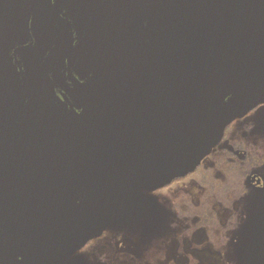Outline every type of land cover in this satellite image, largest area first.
<instances>
[{
	"label": "rangeland",
	"instance_id": "374dc122",
	"mask_svg": "<svg viewBox=\"0 0 264 264\" xmlns=\"http://www.w3.org/2000/svg\"><path fill=\"white\" fill-rule=\"evenodd\" d=\"M249 1L210 0L196 17V34L191 35L189 29L192 20L182 30L183 36L159 35L155 40L167 43L179 36L181 43L169 48L187 59L220 47L239 66L250 65L244 78L263 76L264 0ZM24 22L11 11L0 9V26L24 27ZM205 35L218 37L221 44ZM24 75L32 103H38L42 115L45 106V112L51 113L44 83L35 82L33 76L30 80L26 71ZM12 83L24 98L20 77ZM128 84L134 91L122 87L125 80L110 77L107 94L114 104L128 100L132 111L123 118L139 155L137 188L130 192L116 222L88 239L64 264H264V82L247 91L244 101L253 103L252 109L226 119L218 140L213 138L218 127L196 132L185 155L181 146L189 119L178 115L173 105L179 87L157 78L149 84L148 95H142V85L135 84L136 89L133 83ZM33 136L35 149L33 154L32 149L29 152L27 168L32 174L37 171L32 160L37 153L42 159L40 171L46 177L42 181L47 184L28 195L24 245L58 216L92 170L89 149L77 130L40 123ZM99 141L102 169L111 171L117 161L116 143L109 134ZM2 142L0 131V155ZM68 151L70 164L60 159ZM7 193L14 205L4 193L0 210L12 214L13 224L20 197L11 195L9 187ZM9 247L2 248L7 251Z\"/></svg>",
	"mask_w": 264,
	"mask_h": 264
},
{
	"label": "flooded vegetation",
	"instance_id": "af4514ba",
	"mask_svg": "<svg viewBox=\"0 0 264 264\" xmlns=\"http://www.w3.org/2000/svg\"><path fill=\"white\" fill-rule=\"evenodd\" d=\"M118 0H3L4 7L10 11L18 13L20 18H24V27H19L20 35L15 39L5 41L2 50V61H0V70L4 78L12 79L20 73V68L14 61V52L17 48H22L19 52L18 61L21 64V70L29 74V79L33 76L36 80L46 82L50 81L53 89V97L50 95L52 111L49 112V118L42 120L41 113L37 111V104L32 103L30 95L28 119H23L21 124L22 132H34L40 127V123L46 127L55 126L70 130H77L82 134L80 119L88 130L92 140L97 146L100 156V139H106L109 134L113 140V128L107 117L99 111L89 101H85L80 96V91L76 82L87 88L97 99L104 102L122 118L123 114L132 112L127 103L128 100H116L115 104L110 100L107 94V79L113 76L125 80L124 89H132L128 82L140 84L142 95H148L149 87L154 79L174 80L180 84H185L187 77L184 76L182 69L186 67H199L205 63L220 61L217 52L200 54L196 61H189L185 57L180 58L171 49L169 43H161L155 40L157 29L170 24H177L186 21L187 17L194 11L196 6L189 3L176 4L161 10V14H151L136 18L132 23L126 26L117 34L108 31L112 20L116 14L115 6ZM52 9H54L66 22L69 31L70 42V61L67 56H57L54 61L46 63L47 55L54 48L59 24ZM113 33V34H112ZM111 35H115L110 38ZM159 35H165L161 33ZM158 35V36H159ZM8 44H11L10 46ZM14 44V45H13ZM158 53L161 56L153 61L152 55ZM224 60V59H223ZM224 62V61H223ZM46 73L47 79L44 77ZM238 79V77H236ZM48 85V84H47ZM132 85V84H131ZM1 96L2 114L1 133L5 137L7 130L13 128L10 125V115L14 116L15 121L24 114L28 103L19 96L11 98L16 91L12 86ZM125 89V90H126ZM232 95L226 99L228 112L233 110ZM117 104V105H116ZM128 112V113H127ZM20 113V115H18ZM18 115V116H17ZM26 116V115H25ZM80 117V118H79ZM127 125V124H126ZM128 128V126H127ZM83 136V134H82ZM15 140L22 172L27 179L26 154L21 147L25 143L26 137L22 134ZM21 140V142H20ZM83 142L90 151L89 161L92 165L91 176L85 181L83 187L77 193H93L94 190H100L101 184L105 182L111 171H103L101 168V179L97 186L88 187V184L94 177V158L92 151L83 136ZM8 147V142H4ZM101 159V158H100ZM14 160L9 156L7 158V171L3 172L6 176L5 192L7 193L10 182L9 170ZM15 164H13L14 167ZM101 165V163H100ZM16 166V165H15ZM14 167V177H17ZM28 173L30 179L34 182L31 192L36 193L41 186L35 174ZM37 175V174H36ZM8 182V184H7ZM7 184V185H6ZM10 193H22L20 186L14 183L10 184ZM85 195V194H84ZM3 213V214H2ZM8 213L0 210V264L7 257V251L2 248L4 245H11L15 233L7 226L9 219L5 217ZM24 253L19 251L15 256L13 264H20Z\"/></svg>",
	"mask_w": 264,
	"mask_h": 264
},
{
	"label": "water",
	"instance_id": "95a60500",
	"mask_svg": "<svg viewBox=\"0 0 264 264\" xmlns=\"http://www.w3.org/2000/svg\"><path fill=\"white\" fill-rule=\"evenodd\" d=\"M208 1L210 0H118L114 11L116 16L109 21L111 26L109 27L108 31L117 34L138 17L148 16L151 14H161V10L166 9V7H171L181 3H189L196 6L197 9L191 12L186 21L162 26L158 28L157 31H163L161 33H165V35L177 33L182 35V30L187 29L189 22L193 20V23L189 26V29L191 30V35L196 34V32H194V29H197L198 25L196 17L202 6L204 4H208ZM253 2L254 0L249 1L250 4ZM210 4H212V2ZM3 5L6 4L3 3V0H0V9L9 10L8 7H4ZM11 12L14 17L20 18L18 13L14 11ZM52 12L58 21L59 30L54 48H52L47 55L46 63H50L51 61H54L57 56L63 55L69 57L70 61L68 26L54 9H52ZM20 19L23 20L24 18ZM18 28L19 27L17 26H0V61H2L1 55L5 41L7 40L8 42V39L11 40L12 38H17L20 35V29ZM159 34H156L155 36H158ZM114 36L115 35H111L110 38H113ZM204 37L208 38L207 35ZM208 39L221 44L218 37ZM168 43L170 46L179 45L181 43V38L176 35L172 40H169ZM8 45L10 46L11 44ZM180 48L182 53H184L183 47L180 46ZM21 49V47L17 48L14 52L15 64L20 68V73L15 76V79H17V76H19L20 80L23 82L25 91L24 98L21 97V94H18V88H15V95H13L11 98L19 96L21 99H25L26 96L28 106L19 120L18 117L14 121V116L10 115V125H13V128L9 131L7 130L5 137H2L3 142L1 147L3 153L0 155V196H3L4 193H6L4 188L6 176L3 177V172L7 171V158L9 159V156L12 158V161L14 160L13 164L16 165H14V167L16 168L15 170L18 178H16V176L14 177V167L13 164H11L10 168L12 169L11 171L9 170L10 176L8 182H10V184H18L22 193H17L20 197V202L16 210L17 216L14 223H10V221H12V214L11 216H9V213L5 215V217L9 219L7 226L12 229L13 233H15V236L11 242V245H9L10 247L6 253L8 255L2 264H13L15 261V256L19 251L24 253L20 264H64L76 249L82 246L91 237L97 235L105 228L114 224L119 218L122 210L126 206L131 196L130 192L137 188V186L135 187L134 184L139 172L140 160L138 151L131 141L129 128H127L128 125H126L127 123L125 122L124 118H122L117 112H115L104 102L97 99L87 88L76 82V85L79 87L80 96L85 101H89L91 104H93L107 117L111 123L113 135L115 137L114 142L117 146V161L105 182L101 184L100 190L96 189L93 191V193L75 192L74 196L71 197V199L65 204L58 216L51 223H49L31 241L30 244L24 245L23 237L25 233L24 230L28 210V195L32 193L31 187H33L35 184L28 176V168L27 179L25 180L15 140H17L19 138L18 136H21L22 134L24 137H26V140L29 137L25 143H21V147L26 154V164L30 150L32 149L33 154L35 147H32V138L34 137V132H24V130L22 132L21 130L23 119H28L29 117L27 111L29 110L30 100V94L26 92L25 88V75L21 70V64L17 57L19 52L22 51ZM212 51L214 53L217 52L219 57H222L224 60L220 58V61L218 62L214 61L205 63L199 67H186L185 69H182L184 76L187 77L185 84H180L179 82L172 79L168 80L179 87L176 96L173 98L175 112L178 115L185 116L187 119H189L188 131L184 133L182 139V155H185L189 151L193 136L198 131L207 133L208 131L218 127V133L215 134V137H213L218 140V134L221 130L220 128L226 119H228L230 116L232 117L229 119H233L234 117L243 115L245 112L253 108V103H245L244 101L248 89L264 82V75L253 79L244 78V75L246 76V70L249 68L251 69V67H249L250 65L239 66L234 57L222 51L220 47L209 48L202 54L204 55L205 53H210ZM160 56L161 55L158 53L153 54V61ZM198 57L199 56L190 59L189 61H196ZM43 74L47 79L46 73ZM236 77H238V79ZM13 78L14 76H12V79ZM12 79H5L4 74L0 70V80L2 81L0 86V100L1 96L6 93L7 89L11 90L13 88L12 86H14V84L12 83ZM46 81L48 85L46 82L43 83L48 90V97L50 101V95L53 97V89L50 81L48 79ZM149 92L150 90H148V93ZM11 93H13L12 90ZM229 95H232L234 98L232 99L233 107H231L233 110L228 112L226 99ZM45 108L46 106L43 110L44 114H41L43 122L46 117L49 118V114L45 112ZM0 109H5V107L0 106ZM39 112L40 111H38V114ZM18 115H20V113ZM1 119L2 114L0 113V120ZM78 120L82 134L86 139V142L88 143L94 158V177L88 184V187H91L92 185L97 186L100 182L99 179H101L100 167H102V165H100V152L83 122L80 119ZM79 134L83 140L82 134ZM4 142H8V147ZM69 153L70 151H68V154L60 156V159H65V161L70 164ZM32 160L34 164L37 165L38 172L36 173L37 175L35 174V178L41 185L39 187L40 192L43 185L47 184L46 181H42L46 180L44 173L40 171V167H42V159L36 153L33 155ZM41 174L43 175L42 177ZM4 197L6 199H10L13 203V200L8 193H6ZM14 210L15 208L13 211Z\"/></svg>",
	"mask_w": 264,
	"mask_h": 264
},
{
	"label": "bare ground",
	"instance_id": "6f19581e",
	"mask_svg": "<svg viewBox=\"0 0 264 264\" xmlns=\"http://www.w3.org/2000/svg\"><path fill=\"white\" fill-rule=\"evenodd\" d=\"M250 114V113H249ZM237 121V120H236ZM236 121H234V122H236ZM233 124V123H232ZM213 150V149H212ZM211 152V151H210ZM209 152V153H210ZM143 191H145V192H149L150 190H147V189H143ZM134 213V212H133Z\"/></svg>",
	"mask_w": 264,
	"mask_h": 264
}]
</instances>
